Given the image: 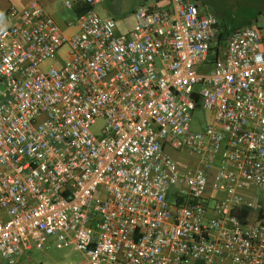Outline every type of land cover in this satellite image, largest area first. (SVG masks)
<instances>
[{
  "label": "built area",
  "instance_id": "obj_1",
  "mask_svg": "<svg viewBox=\"0 0 264 264\" xmlns=\"http://www.w3.org/2000/svg\"><path fill=\"white\" fill-rule=\"evenodd\" d=\"M100 1L62 0L88 6L69 34L37 0L0 14V258L264 264V26L219 43L195 0H152L121 31Z\"/></svg>",
  "mask_w": 264,
  "mask_h": 264
},
{
  "label": "crops",
  "instance_id": "obj_2",
  "mask_svg": "<svg viewBox=\"0 0 264 264\" xmlns=\"http://www.w3.org/2000/svg\"><path fill=\"white\" fill-rule=\"evenodd\" d=\"M32 0H0V14L6 9L14 5L16 7H24ZM45 9V11L56 20L63 32L71 33L75 29L68 25V21L88 8L84 3L74 5L76 11L72 8L64 7L62 0H37ZM152 1V0H151ZM150 1V2H151ZM200 10L210 12L217 18V29L225 36L242 26L261 27L264 26V0H195ZM143 0H102L96 6L95 10L101 16H111L117 22L116 13L121 11L123 15H132L136 7ZM71 12L73 13L71 15ZM134 17V16H133ZM251 193H256L252 189ZM263 193V192H262ZM258 200V197H254ZM258 198V199H257ZM262 210L253 209V214L262 213L264 211V202L260 198ZM25 253V252H24ZM23 253V254H24ZM22 254V255H23ZM18 261V259H17ZM16 264V263H15Z\"/></svg>",
  "mask_w": 264,
  "mask_h": 264
},
{
  "label": "rangeland",
  "instance_id": "obj_3",
  "mask_svg": "<svg viewBox=\"0 0 264 264\" xmlns=\"http://www.w3.org/2000/svg\"><path fill=\"white\" fill-rule=\"evenodd\" d=\"M143 1L150 2L151 0ZM71 11L75 12L76 8H72ZM73 13L71 12V15ZM115 18L117 19V27L121 31L130 28L134 21L132 15H123L119 10L117 11ZM65 52V48H61L58 51L61 55H64ZM50 63V61H46L43 63L42 67H48ZM205 68L206 67L202 65L199 70H204ZM208 116V113L202 108L194 110L192 113L191 128L196 129L202 127L208 120ZM101 124L102 121L97 120V122L91 126V129L97 132ZM171 153L181 164L186 166L194 165V161L192 160L193 156L190 153L174 151H171ZM255 191L258 197L260 196L259 194L264 191V187L259 189L256 188ZM176 193H178L177 188H170L167 194V201L172 202ZM17 258L18 261L16 264H84L82 254L73 245L58 248L55 246L52 237L47 238L42 248L32 246L30 249L26 250L23 255H20ZM0 264H8V262L0 258Z\"/></svg>",
  "mask_w": 264,
  "mask_h": 264
},
{
  "label": "trees",
  "instance_id": "obj_4",
  "mask_svg": "<svg viewBox=\"0 0 264 264\" xmlns=\"http://www.w3.org/2000/svg\"><path fill=\"white\" fill-rule=\"evenodd\" d=\"M218 42L219 43H222L223 42V40L225 39V35H223L221 32L219 33V35H218Z\"/></svg>",
  "mask_w": 264,
  "mask_h": 264
}]
</instances>
